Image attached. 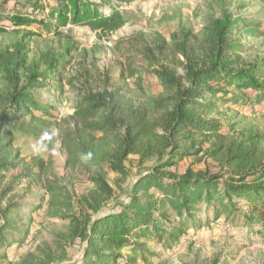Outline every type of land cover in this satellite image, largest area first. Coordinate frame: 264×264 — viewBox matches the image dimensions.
Returning a JSON list of instances; mask_svg holds the SVG:
<instances>
[{"label": "trees", "instance_id": "trees-1", "mask_svg": "<svg viewBox=\"0 0 264 264\" xmlns=\"http://www.w3.org/2000/svg\"><path fill=\"white\" fill-rule=\"evenodd\" d=\"M10 1L12 6H7ZM101 4L97 0H1L0 33L25 27L23 40L43 32L58 35V28L68 23L103 31L121 27L124 20L115 6L106 10ZM236 36H264V25L223 13L210 22L201 43L189 30L173 34L170 45L159 38L158 56L182 64L184 74L167 66L154 71L162 91L151 103L118 92L89 94L68 117L69 125L61 131L66 164L81 166L95 185L83 196L86 209L67 216L68 232L60 236L66 242L83 243L81 264L147 262L154 254L149 253L146 240L162 242L174 239L184 228L200 227L197 213L203 203L234 212L235 204L244 201L264 220V135L238 133L233 124L223 125L214 116L220 114L221 105L228 111L233 108L234 115L264 110V58H245V46ZM73 47L67 44L64 52L45 51L38 60L29 61L28 47L19 41L11 57L6 54L0 62L9 83V89L0 93V264H8L5 250L22 247L29 235V222L21 214L24 205L14 192L18 183L28 177L42 178L50 168L41 158L26 161L15 146V134L38 136L51 148L49 128L59 120L52 107L40 104L28 90L54 76ZM8 63L24 73H15ZM200 137L207 140L208 152L221 158L223 169L217 174L190 168L176 172L180 161L199 152ZM131 155L141 164L149 157L155 160L132 181L120 208L101 210L112 201L113 188L93 168L104 165L124 179ZM38 207L28 205L32 211ZM170 210L181 217L178 226L172 224ZM57 247L56 252L41 249L40 256L29 254L18 264L62 262L67 256L65 246L57 241ZM202 264L223 263L216 256Z\"/></svg>", "mask_w": 264, "mask_h": 264}, {"label": "rangeland", "instance_id": "rangeland-1", "mask_svg": "<svg viewBox=\"0 0 264 264\" xmlns=\"http://www.w3.org/2000/svg\"><path fill=\"white\" fill-rule=\"evenodd\" d=\"M97 1L106 10L114 5L124 20L123 25L115 30L103 31L82 23H68L58 28V35L43 32L23 40L21 36L27 30L25 27L19 31L9 28L7 32L0 33V62L5 61L6 54L11 57L19 41L26 43L29 61L38 60L45 51L64 52L67 44L74 46L66 52L67 63L54 76L33 83L28 90V94L40 104L52 107L59 120L49 128L52 133L51 148L38 136L15 134V146L26 161L41 158L50 164V168L42 178L22 179L14 191L24 205L21 214L22 219L29 222V235L22 247L11 246L5 250L8 264H18L29 254L40 256L41 249L56 252L57 241L65 246L67 256L64 261L54 260L52 264H81L83 243L66 242L60 236L68 232L67 216L86 209L83 196L95 189V185L81 166H67L61 131L69 125L68 117L86 96L118 92L142 104H149L162 91L154 71H161L167 66L177 74H184L182 64L171 63L158 56L155 47L159 38L170 45L173 34L189 30L201 43L210 22L222 17L223 13L264 25V0ZM12 4L13 1H10L7 6ZM236 38L245 46L242 53L245 58H264V36ZM8 65L15 73H24L14 64ZM8 89L7 77L0 67V93ZM232 110L228 111L226 106L221 105L220 114L214 116L221 118L223 125L233 124L238 133L264 135V110L257 113L244 111L240 115H234ZM230 115L233 118L229 120L227 116ZM197 147L199 152H191L178 163L175 171L190 168L219 173L223 169L222 160L208 152V142L204 137L199 138ZM154 160L149 157L141 164L137 156H129L125 162L128 174L124 179L104 165L93 168L103 174L113 188L112 201L101 210L120 208L128 198L132 181L149 170ZM149 193L156 194L152 189ZM29 204L39 207L32 211L28 208ZM169 214L172 224L178 226L181 217L173 210ZM197 216L200 220L198 228H184L174 239L168 237L162 242L147 239L148 251L154 255L147 262L138 260L137 264H202L216 256L223 264H264V220L258 218L244 201L235 204L234 212H228L218 204L203 203ZM165 228L170 231L169 226L165 225ZM118 264L126 263L120 261Z\"/></svg>", "mask_w": 264, "mask_h": 264}]
</instances>
